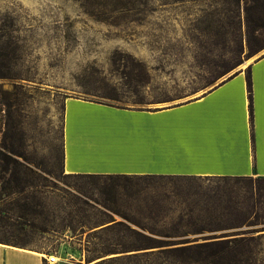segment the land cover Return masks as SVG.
<instances>
[{
	"label": "rangeland",
	"instance_id": "obj_1",
	"mask_svg": "<svg viewBox=\"0 0 264 264\" xmlns=\"http://www.w3.org/2000/svg\"><path fill=\"white\" fill-rule=\"evenodd\" d=\"M258 1L0 0V241L44 264H179L196 253L159 252L227 238L264 264V175L63 168L68 98L144 109L247 70L264 52ZM172 189L197 196L157 200Z\"/></svg>",
	"mask_w": 264,
	"mask_h": 264
},
{
	"label": "crops",
	"instance_id": "obj_2",
	"mask_svg": "<svg viewBox=\"0 0 264 264\" xmlns=\"http://www.w3.org/2000/svg\"><path fill=\"white\" fill-rule=\"evenodd\" d=\"M63 141L68 173L264 175V52L208 89L144 109L68 98ZM232 247L230 241L210 252L191 248L196 254L179 264L252 263ZM42 254L0 242V264H44Z\"/></svg>",
	"mask_w": 264,
	"mask_h": 264
},
{
	"label": "trees",
	"instance_id": "obj_3",
	"mask_svg": "<svg viewBox=\"0 0 264 264\" xmlns=\"http://www.w3.org/2000/svg\"><path fill=\"white\" fill-rule=\"evenodd\" d=\"M255 1V0H253ZM258 4H260L263 7L264 10V0H259L257 2ZM260 26H264L263 24ZM248 87H249V92H250V96H251V92H252V86H251V77L250 74H248ZM78 174L81 173H73V174H69V176H76ZM89 175H93V174H87ZM128 174H109V177H129L127 176ZM133 176H138V177H144V180H152V179H166L168 180V183H172L175 181H195V180H214V179H228L230 178V176L228 175H215V176H198V175H187V174H144V175H133ZM239 178H241V176H237ZM195 195L197 196L196 192H182L179 191L177 189H172V191L168 192V193H164L161 195H158L156 197L157 200H170L172 197L174 198V200H176L177 202H179L180 200L183 201H187L190 200L191 198L195 197ZM160 197V198H159ZM174 201V202H176ZM170 211H173L172 209ZM232 240H219V241H212V242H202V243H198L195 244L193 247H189L188 245H184V246H178L175 248H170L167 250H163L161 251V253H172V252H187L190 251L191 248H193L194 251H197L198 253H204L208 248H212L213 245H217V246H221V245H225L227 243H229ZM234 241V240H233ZM1 242V241H0ZM155 242H158V240H155Z\"/></svg>",
	"mask_w": 264,
	"mask_h": 264
},
{
	"label": "bare ground",
	"instance_id": "obj_4",
	"mask_svg": "<svg viewBox=\"0 0 264 264\" xmlns=\"http://www.w3.org/2000/svg\"><path fill=\"white\" fill-rule=\"evenodd\" d=\"M42 255L44 256L45 254H42ZM48 258L52 261V263L57 262L60 259L59 257H57L55 255L48 256Z\"/></svg>",
	"mask_w": 264,
	"mask_h": 264
},
{
	"label": "built area",
	"instance_id": "obj_5",
	"mask_svg": "<svg viewBox=\"0 0 264 264\" xmlns=\"http://www.w3.org/2000/svg\"><path fill=\"white\" fill-rule=\"evenodd\" d=\"M51 261V260H50ZM52 262V261H51ZM54 263H56V262H54ZM83 262H77V263H75V264H82ZM84 264V263H83Z\"/></svg>",
	"mask_w": 264,
	"mask_h": 264
}]
</instances>
